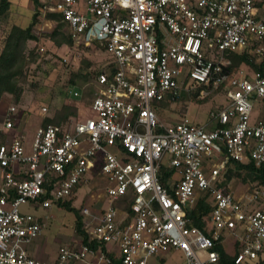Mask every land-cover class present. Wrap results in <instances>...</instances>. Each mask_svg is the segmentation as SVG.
Instances as JSON below:
<instances>
[{
	"label": "built area",
	"instance_id": "1",
	"mask_svg": "<svg viewBox=\"0 0 264 264\" xmlns=\"http://www.w3.org/2000/svg\"><path fill=\"white\" fill-rule=\"evenodd\" d=\"M37 1L42 14L61 15L74 43L103 50L109 62L95 76L91 102L66 126L37 127L30 152L15 131V106L1 114L0 264H150L168 250L180 253V264H216L215 247L228 252L226 240L233 264L257 261L264 184L240 197L221 184L229 160L264 165V119L250 122L251 100L264 98V68L230 69L225 56L264 60L257 0ZM217 92L226 103L203 124L186 113L172 123L158 116L166 98ZM162 163L173 170L168 187L158 179ZM94 179L103 182L102 201L81 208L83 228L118 255L82 242L60 245L54 260L32 255L25 245L45 221L21 206L50 208ZM198 198L211 205L203 228L187 216Z\"/></svg>",
	"mask_w": 264,
	"mask_h": 264
},
{
	"label": "rangeland",
	"instance_id": "2",
	"mask_svg": "<svg viewBox=\"0 0 264 264\" xmlns=\"http://www.w3.org/2000/svg\"><path fill=\"white\" fill-rule=\"evenodd\" d=\"M262 1L264 3V0ZM33 13L32 0H11L9 10L0 16V50L11 25L27 27L32 20ZM54 25L55 21L46 19L44 14L40 13L34 25V31L40 34ZM28 48H34L38 52V58L30 65L27 73L28 83L25 84L20 102L15 103L10 94H5L4 100L0 102V121L1 114L6 108L11 105L15 106V131L24 136L26 152H30L34 132L45 116H52L64 102L74 104L79 112L86 103L91 101L98 90L95 84V72L104 69L109 62L107 54L101 49H93L76 43L58 47L42 36L37 41H29ZM73 74H86L88 77H73ZM70 78H74V82H71ZM74 89L81 91L80 98L71 96L70 92ZM225 103L226 97L222 92H217L203 101L195 97L182 96L171 104L163 102L158 109L160 111L158 116L161 121L172 123L178 120L182 113H186V116L194 123L203 124L208 120L211 110ZM251 104L250 122H254L264 116V98L253 99ZM43 106L47 108L45 113L41 110ZM97 180H89L78 186L70 198L71 206L81 210L84 205L95 207L99 205L102 201L103 182L100 179ZM230 181V189L236 197L254 187L251 182L243 181L238 177H233ZM115 205L120 207V202H115ZM21 208L45 221L40 235L25 245L29 249L37 245L41 251L44 249L49 253H54L60 245L69 244L68 242L78 245L81 242V236L74 228L73 212L66 210L62 205L55 204L50 208L22 205ZM231 246V242L226 240L229 253L232 252ZM114 253L118 255L116 250ZM162 255L163 259H151L150 264L181 263V256L177 251H164ZM263 257L260 256L259 259Z\"/></svg>",
	"mask_w": 264,
	"mask_h": 264
},
{
	"label": "trees",
	"instance_id": "3",
	"mask_svg": "<svg viewBox=\"0 0 264 264\" xmlns=\"http://www.w3.org/2000/svg\"><path fill=\"white\" fill-rule=\"evenodd\" d=\"M32 2L34 6V13L30 24L25 28L16 24L11 25L5 37L2 49L0 50V102L4 100L5 94L12 95V100L15 103H19L21 100L25 84L28 83L27 73L30 65L36 62L38 58V52L34 48H28L29 41H37L40 39V36H42L49 39L55 46L58 47L61 45L74 44V41L69 34L68 25L59 13H45V18L55 21V25L51 29L43 30L40 34H36L34 31V25L37 23L38 16L41 12L38 10V1L32 0ZM10 4L11 0H0V16L9 10ZM225 56H227L230 60V69L238 68L242 62H246L254 70L263 71L264 60L256 62V57L254 55L248 56L244 52H230L226 53ZM100 70L95 72V76ZM75 76H80L82 78L88 77L86 74H73V77ZM70 81L74 82V78H70ZM207 98L198 100L203 101ZM163 102L170 104L171 100L170 98H166L165 100L159 102L157 104L159 109ZM157 112L160 114L159 110ZM76 115V106L74 104L64 102L60 108L55 110L52 116H45L41 120L39 126H46L51 123L66 126L71 118ZM4 138V135L0 134V143L4 141ZM172 171V168H170L166 163H162L158 173V179L167 187L170 182ZM233 177H238L243 181L251 182L254 187L259 186L264 184V165L256 167L252 161L242 163L229 160L226 163L224 179L221 184L227 185ZM58 204L62 205L66 210L73 212L75 217L74 228L81 236L82 243L87 244L94 249L100 248L108 255L115 257L114 253L109 250L108 245L98 243L96 240L91 239L89 234L85 232L83 228L81 210L71 206L70 199L58 202ZM210 209V202L205 201L204 198H198L192 209L187 213V216L190 219V224L203 228V217L210 211ZM215 249L219 252V260L216 264H233V257L229 252L224 251L221 245H217ZM256 262V264H264V257L258 259Z\"/></svg>",
	"mask_w": 264,
	"mask_h": 264
},
{
	"label": "crops",
	"instance_id": "4",
	"mask_svg": "<svg viewBox=\"0 0 264 264\" xmlns=\"http://www.w3.org/2000/svg\"><path fill=\"white\" fill-rule=\"evenodd\" d=\"M257 5H258V7L261 9V10H264V3H263V1L262 0H257ZM74 90H77V89H74ZM79 91V90H78ZM80 93H81V91H79ZM80 97H81V95H80ZM80 97H77V99L78 98H80ZM94 97V96H93ZM93 97H92V99H93ZM91 99V100H92ZM91 101H89L88 103H90ZM261 119H264V116L261 118ZM17 132V131H16ZM231 182V181H230ZM230 182H229V185H230ZM234 195H235V193H234ZM241 196V195H240ZM240 196H238V197H240ZM236 197V196H235ZM69 244H72L71 242H68ZM108 248H109V246H108ZM28 250H29V252L32 254V255H35L36 257H38V258H41V259H46V260H54L55 258H56V253H57V250H56V252H54V253H49L48 251H46V250H42L41 251V249L40 248H38V246L37 245H35L34 247H31L30 249L28 248ZM113 253H114V251H112ZM176 252V251H175ZM115 254V253H114ZM180 254V253H179ZM261 256H264V254L262 253L261 254Z\"/></svg>",
	"mask_w": 264,
	"mask_h": 264
}]
</instances>
